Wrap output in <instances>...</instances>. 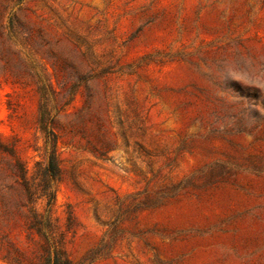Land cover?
Segmentation results:
<instances>
[{
    "label": "rangeland",
    "instance_id": "374dc122",
    "mask_svg": "<svg viewBox=\"0 0 264 264\" xmlns=\"http://www.w3.org/2000/svg\"><path fill=\"white\" fill-rule=\"evenodd\" d=\"M34 211L73 264H264V0H0V264Z\"/></svg>",
    "mask_w": 264,
    "mask_h": 264
},
{
    "label": "trees",
    "instance_id": "16d2710c",
    "mask_svg": "<svg viewBox=\"0 0 264 264\" xmlns=\"http://www.w3.org/2000/svg\"><path fill=\"white\" fill-rule=\"evenodd\" d=\"M45 106H42V109ZM41 129L46 136V143L48 146L47 156L48 162L46 167V176L49 179H59L61 176V166H60V157L58 153V137L56 133L50 129V118L47 115V112L42 111V117L40 119ZM24 178V174H23ZM30 190V189H29ZM30 195L31 190L29 191ZM39 216L34 211L33 212V221L31 228L36 229L37 232L45 239L47 246L43 248V254L41 256L40 264H73L71 259L67 256L65 251L62 248L55 246L51 243L49 235L43 231L42 227L39 224ZM10 251H7V255L3 258L10 260ZM10 262V261H9ZM10 264H21L19 259L16 258L14 263Z\"/></svg>",
    "mask_w": 264,
    "mask_h": 264
}]
</instances>
